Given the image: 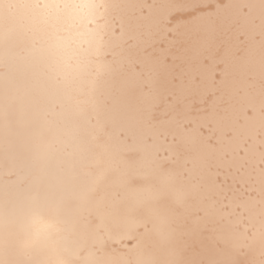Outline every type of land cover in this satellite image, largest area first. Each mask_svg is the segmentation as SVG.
<instances>
[{
	"label": "bare ground",
	"instance_id": "bare-ground-1",
	"mask_svg": "<svg viewBox=\"0 0 264 264\" xmlns=\"http://www.w3.org/2000/svg\"><path fill=\"white\" fill-rule=\"evenodd\" d=\"M0 264H264V0H0Z\"/></svg>",
	"mask_w": 264,
	"mask_h": 264
}]
</instances>
